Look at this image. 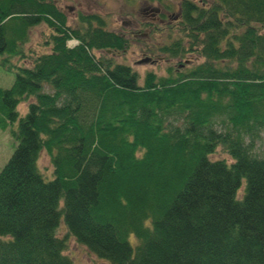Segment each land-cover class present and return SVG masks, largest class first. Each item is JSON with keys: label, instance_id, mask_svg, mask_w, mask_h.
I'll use <instances>...</instances> for the list:
<instances>
[{"label": "trees", "instance_id": "1", "mask_svg": "<svg viewBox=\"0 0 264 264\" xmlns=\"http://www.w3.org/2000/svg\"><path fill=\"white\" fill-rule=\"evenodd\" d=\"M176 2L178 38L158 51L201 62L139 83L111 57L128 41L101 17L71 28L50 0H0V68L14 75L0 130L16 123L0 170V264H73L67 236L105 264H264V157L252 152L264 132V0ZM40 24L36 53L26 45ZM217 148L229 162L210 158Z\"/></svg>", "mask_w": 264, "mask_h": 264}, {"label": "rangeland", "instance_id": "2", "mask_svg": "<svg viewBox=\"0 0 264 264\" xmlns=\"http://www.w3.org/2000/svg\"><path fill=\"white\" fill-rule=\"evenodd\" d=\"M53 1L58 9L65 15L67 25L71 28H76L77 17L80 14H96L103 18L105 29L113 32H127L131 34L128 38V45L125 53H117L112 58L115 63L124 64L130 67L138 77V82L141 83L143 75L146 72H151L158 75H164L165 70H184L186 67H193L201 62V58L195 52L185 53L180 58H169L158 51V47L163 44H168L172 40L178 38L175 29V17L177 2L163 1L158 4L155 1L148 0H50ZM170 7V9H165ZM161 10L162 13H168L170 18L163 22H154L149 16L148 10ZM148 11L146 13V11ZM145 13V14H144ZM172 28V29H171ZM48 29L45 25L40 24L32 27L29 31V42L26 47L34 50L36 53L45 51L39 44L42 39L48 34ZM130 32V33H129ZM139 34L133 38V34ZM72 43H69L71 45ZM98 56L99 52H94ZM150 58L155 61L151 63H140L144 58ZM188 61V62H186ZM179 65H183L179 68ZM14 75L4 72L0 68V88L7 89L13 82ZM19 116H23L26 112V105L20 103L17 107ZM16 123L9 125L5 130H0V170L6 163L11 153L13 152L16 142L11 136V131H15ZM253 153L259 157H264V132L259 134V140L255 141ZM211 159H223L229 162L228 156L221 148H217L216 152L210 156ZM37 168L45 180L51 178L50 165L48 158L44 152H40L37 159ZM57 236L65 235V227L62 217H60L57 227ZM134 237L131 236L129 241L133 242ZM67 247L64 255L70 258L73 264H105L101 260L91 255L84 247L77 244L73 238L67 236Z\"/></svg>", "mask_w": 264, "mask_h": 264}, {"label": "flooded vegetation", "instance_id": "3", "mask_svg": "<svg viewBox=\"0 0 264 264\" xmlns=\"http://www.w3.org/2000/svg\"><path fill=\"white\" fill-rule=\"evenodd\" d=\"M52 3L53 4H55L53 1H52ZM56 5V4H55ZM57 7V6H56ZM58 8V7H57ZM146 11V10H145ZM148 11H150L149 12V16H151V20L152 21H150V24H153L154 22H156L157 20H158V22H163L165 19H169L170 18V16L168 17L167 16V14L168 13H165V15L162 13V11L161 10H156V9H153V10H148ZM148 11H146V13L148 12ZM145 14V13H144ZM81 15H83V14H81ZM113 32V31H112ZM114 33H119L120 35H122L123 37H124V39H126V41L128 40V38H129V36L131 35V34H128L127 32H114ZM130 33V32H129ZM138 33L137 34H133L132 36H133V38H136V37H138ZM123 53H125V52H123Z\"/></svg>", "mask_w": 264, "mask_h": 264}, {"label": "water", "instance_id": "4", "mask_svg": "<svg viewBox=\"0 0 264 264\" xmlns=\"http://www.w3.org/2000/svg\"><path fill=\"white\" fill-rule=\"evenodd\" d=\"M106 52H107V53H110L109 51H106ZM148 61H150V60H149V59H144V60L138 62V64H140V63H146V62H148Z\"/></svg>", "mask_w": 264, "mask_h": 264}]
</instances>
